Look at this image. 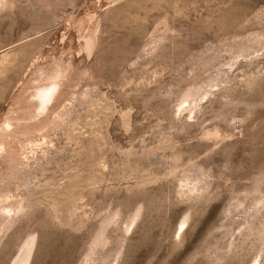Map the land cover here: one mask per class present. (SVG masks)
<instances>
[{"label": "rangeland", "instance_id": "obj_1", "mask_svg": "<svg viewBox=\"0 0 264 264\" xmlns=\"http://www.w3.org/2000/svg\"><path fill=\"white\" fill-rule=\"evenodd\" d=\"M25 251L264 264V0H0V264Z\"/></svg>", "mask_w": 264, "mask_h": 264}, {"label": "bare ground", "instance_id": "obj_2", "mask_svg": "<svg viewBox=\"0 0 264 264\" xmlns=\"http://www.w3.org/2000/svg\"><path fill=\"white\" fill-rule=\"evenodd\" d=\"M89 41V40H88ZM82 47V46H81ZM88 49L90 50L91 48V44L88 42V45H87ZM80 48V47H79ZM61 88V87H60ZM41 89L44 90L43 92V96L41 97L39 103L42 104L43 103V100L44 98L48 97V104L50 102H52V104L54 105V102L59 94V83L57 82L56 79L52 80L50 83H48L47 86H44L42 87ZM34 99L38 100V97L36 96V93L34 95ZM38 103V104H39ZM5 130L4 132H10V129H9V124L6 123L5 125ZM187 186V185H186ZM7 213H9V211H7ZM183 226L184 225H181L180 228H179V232H181L183 230ZM27 257H28V251H25L23 252V254L20 256L19 260L16 262V264H26V260H27Z\"/></svg>", "mask_w": 264, "mask_h": 264}]
</instances>
